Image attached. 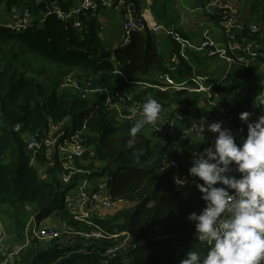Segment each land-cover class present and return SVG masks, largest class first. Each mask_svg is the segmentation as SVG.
<instances>
[{"label": "trees", "instance_id": "obj_1", "mask_svg": "<svg viewBox=\"0 0 264 264\" xmlns=\"http://www.w3.org/2000/svg\"><path fill=\"white\" fill-rule=\"evenodd\" d=\"M53 1L64 10L73 6V0H47L39 6L30 5L31 15L38 17ZM4 4L17 8L24 1L0 0V13ZM100 12L98 8L81 16V30L52 15L42 25L19 32L0 26V203L14 208L15 223L19 216L23 218V229L32 215L28 207H37V220L55 211L65 222L58 227L60 239L46 243L30 240L13 264H180L187 251H206L207 246L194 239L195 226L187 219L192 212L199 214L204 202L194 184L187 181L193 179L188 175L192 156L208 147L207 139L204 144L176 142L181 134L178 128L174 135L167 131L150 139L142 129L134 147L129 148V129L135 122L120 121L103 107L96 110L93 101L74 91H59L64 78L78 69L87 73L93 89H111L117 72L130 83L159 84L145 79L153 69L162 71L155 34L148 30L136 33L128 48L115 51L114 62L101 38ZM260 38L264 40V25ZM41 60L51 68H33V62ZM242 71L244 77L233 78L217 90L220 105L238 117L253 111L261 93L257 70ZM79 81L83 82L82 78ZM258 114L264 113L260 110ZM51 124L69 138L83 130V143L90 149L83 158L88 165H79L81 173L67 184L62 182L63 166L57 153L43 145L32 161L33 151L26 144L29 134L48 136ZM43 170L49 179L43 178ZM104 174H111V200L130 206L121 209L123 204H119L112 208L119 209L113 214L89 217L93 225L76 221L65 203L66 194L82 179ZM232 174L239 176L235 171ZM177 176L186 180L183 187L175 184ZM93 231L104 237L86 238L83 234ZM124 236H128V246L115 258L107 257L106 249L120 245Z\"/></svg>", "mask_w": 264, "mask_h": 264}, {"label": "built area", "instance_id": "obj_2", "mask_svg": "<svg viewBox=\"0 0 264 264\" xmlns=\"http://www.w3.org/2000/svg\"><path fill=\"white\" fill-rule=\"evenodd\" d=\"M24 6L20 13L14 15V21L12 24H3L2 27H8L14 31H21L32 26L42 25L48 16H56L63 21H69L73 23L75 29L81 30L83 28V22L81 16H86L89 11H96L100 8L108 9L116 12L122 16V27L117 42V50H124L128 48L133 41L134 35L144 30L149 31H161L164 27L157 22L149 21L145 11H142L136 0H82L81 5L77 8L71 7L68 10H64L57 1L51 2L47 9L40 13L38 19L31 17L30 5L39 6L47 3V0H23ZM233 0H206L204 7L205 11L210 15H214L220 20L219 26L224 31L226 42L224 45H220L218 40L212 37L211 32L208 30L204 33V39L200 43H195L184 39L180 32L171 31L173 38L177 43V48L172 57L174 63H178L179 58L187 59V51L192 50L194 52H203L207 58H220L230 66L236 65L247 69L254 61L264 62V43H261L260 34L263 31L260 26L255 23L248 24L246 26L240 24L239 12L232 3ZM13 8V7H12ZM16 8V7H15ZM239 31H242L244 35H240ZM263 40V39H262ZM175 70V67H172ZM162 84L151 85L152 88H158L162 91H168L169 89H175L178 93H201L207 97L208 105L218 110L219 114H214L211 117L208 116H188L190 119L189 126L181 129V134L176 142L190 141L191 136L195 134L197 124L203 119L206 123L222 122L223 127L229 128L234 133L236 139L245 136L247 125L240 121L237 114L232 113V109L226 110L223 106L220 107L219 102L216 101L218 94L215 92L217 87H225L227 85L220 86L221 83L230 84L229 70L221 79L216 80L213 75H194L189 80L176 83L169 75L162 76ZM229 81V82H228ZM61 87H72L80 94L84 99L88 98L90 94L96 92V89L92 88L91 80H87L83 83H76L72 76L64 78L60 84ZM262 89L260 96L257 98L256 105H259L260 98L264 97V80L262 82ZM115 97H121V94L116 93ZM112 106V98L108 97L103 108L110 111ZM101 105L96 106V110ZM142 105L135 101L131 111L122 115L123 120L126 122H135L139 118ZM261 107L255 106L251 114L250 120L253 121L255 115L258 114ZM149 127V136L152 139L158 138L162 132V126L158 122L155 125H145ZM84 128V127H83ZM48 136L42 137L40 133L29 134L26 137V144L28 148L36 155L39 152L41 146L48 148L49 152L53 150V153L59 155L61 166H63L62 182L67 184L71 181L72 176L81 173L77 171L73 165L77 159H82L85 154L90 150L84 145L82 138V131L76 133L69 138L65 133L60 131V127L51 124L49 127ZM177 127L170 123L168 131L174 135ZM58 135V136H57ZM204 136L207 139L208 146L214 144L216 134H212L205 130ZM109 183L103 184V189L99 191H89L86 188V184L82 187L79 195L76 199L77 211L75 212L74 219L79 222H87L89 225H93L88 221L91 211L99 210L100 212L105 209H110L115 205L110 198L108 191ZM99 216V215H96ZM30 239H36L41 242L53 241L61 238V234L57 228L53 227H41L36 224L29 226ZM86 238H102L104 237L102 232L93 231L92 233H83ZM128 238V236H126ZM128 240L123 241L116 247H110L106 249L105 255L109 258H115L121 250H124L128 246ZM23 248H18L12 252L8 251L3 253L0 251V264H13Z\"/></svg>", "mask_w": 264, "mask_h": 264}, {"label": "crops", "instance_id": "obj_3", "mask_svg": "<svg viewBox=\"0 0 264 264\" xmlns=\"http://www.w3.org/2000/svg\"><path fill=\"white\" fill-rule=\"evenodd\" d=\"M233 0V5L237 8L239 12V21L240 24L246 26L251 23H255L260 26L263 30L264 20V0ZM139 4L142 11H145L149 21L152 23L153 21L159 23L163 27L168 30H174L180 32L181 36L186 40H191L195 43H200L204 39V33L209 29L212 37H214L220 45H224L226 42L224 31L221 30L219 26L218 18L214 15H210L205 11L204 7L206 5V0H136ZM7 3V0H6ZM25 3V2H24ZM82 0H73L74 8H77L78 5H81ZM181 3L183 5H190L191 7H187L185 9L186 14L179 13L178 16L173 15L172 13H168V6L172 4L174 9L176 10L178 4ZM24 4L21 7H13L8 8L6 4L2 6V11H7L11 13V20L9 22L0 21V26L3 24H12L14 21V15L20 13ZM71 8V7H70ZM154 8V9H153ZM1 11V13H2ZM202 13V14H200ZM31 17H33L31 15ZM34 19H38V17H33ZM99 18L101 21V38L103 44L107 48L109 52H111L113 60H116V45L119 40V35L122 27V16L117 14L114 11L103 9L99 14ZM41 25V24H40ZM39 25V26H40ZM147 31L139 32L145 34ZM239 34L242 36L244 33L239 31ZM158 37L163 39L161 47V42L158 40ZM167 39L171 40V44ZM261 43H264V40L260 39ZM157 50L159 51L162 57L161 68L162 71L153 69L149 73V76L145 78L149 81L158 80L159 84L154 85H163L162 84V76L169 75L176 83H182L189 80L194 75H213L216 80L221 79L229 70V78L232 82L233 78H241L242 76V67L233 65L230 66L225 61L220 58H207L206 54L203 52H194L192 50L187 51V59L179 58L178 63H174L172 61V57L176 52L177 43L175 39L165 32L158 33L156 37ZM167 52L168 54H162V51ZM175 67V70L172 69ZM248 68H254L257 70V75L261 77L260 86L264 80V62L263 61H254ZM75 74L72 76V79L76 83H83L87 80V73L83 69H78L73 71ZM79 78H82V81H79ZM228 81V82H229ZM117 85V86H116ZM227 85L228 83H221L220 86ZM111 89H96V92L89 95L88 99L94 102V105L105 104L108 97L112 98V106L110 107V114L118 119L123 120L122 115L124 113H128L131 111L134 106L135 101L139 104H143L149 97L156 99L161 104V112L159 114L158 123L162 126V132L165 134L168 131L169 124H174L179 130L189 126L190 119L188 116H208L211 117L214 114H219L218 110L212 108L208 105L207 97L205 94L201 93H178L175 89H169L168 91H162L158 88H152L151 84L147 82H135L130 83L127 82V79L119 72L116 73V77L114 80ZM226 87V86H225ZM224 87L215 88V92L217 93L218 89ZM262 89V86H261ZM60 90H71L78 94L72 87H59ZM117 90V91H116ZM153 90V91H152ZM158 90V91H157ZM116 91V93H120L121 97H115L116 93L113 94L111 92ZM150 91L152 93L150 94ZM80 95V94H78ZM260 96V95H259ZM258 96V97H259ZM165 97H169L168 100H165ZM219 97V96H218ZM217 97V99H218ZM264 97L260 98L263 99ZM167 99V98H166ZM216 99V101H217ZM257 100V99H256ZM220 105V103H219ZM221 107V105H220ZM222 108V107H221ZM125 121V120H124ZM131 123V122H130ZM134 123V122H133ZM143 131L147 133L150 131L149 127H144ZM150 137V136H149ZM242 138L236 139V141L242 142ZM150 139H152L150 137ZM30 149V148H29ZM54 152L53 150L50 153ZM35 154L32 153V161L35 159ZM84 158V157H83ZM77 159L74 161L73 165L76 170L79 171V165L87 166L89 162H86L84 159ZM43 178L49 179V175L42 171ZM111 180V174H104L103 176L81 180L79 182V186L77 188L71 190L67 196L65 197V203H67L70 207V211L75 215L77 211V203L76 199L79 195L80 190L86 184V188L89 191H99L103 189L104 183H109ZM124 204L123 202L115 203V205ZM111 208V209H112ZM37 207H28V210L32 213L27 221V225L25 229L24 224L21 226L18 223H15L13 220L8 222V224H2L3 220L0 217V251L3 253H7V250L12 249L14 246L17 248H23V251L30 244V233L29 226L31 224H36L41 227H53L57 228L62 226L65 222L59 220L56 216L55 211L51 214L42 218L40 220L36 219L35 210ZM111 209H105L100 212L99 210L91 211L90 216L96 215H105L106 210L110 211ZM2 213V210H0ZM98 216V217H100ZM91 218V217H90ZM89 218V219H90ZM88 219V220H89ZM5 227V228H4ZM125 240L129 239L124 236ZM124 240V241H125ZM49 242V241H46ZM43 242V243H46ZM88 244L85 245V247ZM84 247V248H85ZM15 248V247H14Z\"/></svg>", "mask_w": 264, "mask_h": 264}, {"label": "clouds", "instance_id": "obj_4", "mask_svg": "<svg viewBox=\"0 0 264 264\" xmlns=\"http://www.w3.org/2000/svg\"><path fill=\"white\" fill-rule=\"evenodd\" d=\"M256 106L264 113V103ZM160 112L161 104L154 98L142 104L129 129V148L145 125L156 124ZM250 116L249 112L239 115L247 125L240 144L222 122L209 124L203 119L189 137L190 143L204 144L205 130L216 134L214 144L192 156L188 175L193 179L187 181L204 202L199 214L192 212L187 219L195 226L194 239L207 248L204 254L187 251L180 264H264V114L254 121ZM174 181L180 187L186 182L179 176Z\"/></svg>", "mask_w": 264, "mask_h": 264}, {"label": "rangeland", "instance_id": "obj_5", "mask_svg": "<svg viewBox=\"0 0 264 264\" xmlns=\"http://www.w3.org/2000/svg\"><path fill=\"white\" fill-rule=\"evenodd\" d=\"M259 1H260V0H257L256 2H259ZM187 7H191V6H190V5H183V4L179 3L178 6H177V8H176V10H175V9H174V6H173L172 4H169L167 10H168V13H172L173 15L178 16L179 13H184V14H186L185 9H186ZM153 9H154V8H153ZM200 14H202V13H200ZM11 19H12V18H11V13H9V12H7V11H2V13H0V21H1V22H2V21H4V22H9ZM217 22H220V20H218ZM158 24H159V23H158ZM171 31H174V30H172V29H171V30H168V29H166V28L164 27L163 29H161V31H158V32L151 31V32H153V33L155 34L156 37H157L158 33L161 34V32H165V33H167V35L173 37ZM158 40L161 42V47H162V46H163L162 44H164V43H162L163 39H162L161 37H158ZM167 40H168V42L171 44V40H170V39H167ZM163 42H164V41H163ZM161 51H162V49H161ZM162 54L166 55V54H168V53L162 51ZM27 55L29 56V58H31V59L33 58V56L30 55V53H27ZM33 63H34L33 68H35V69H40L41 67H46V68H48V69L51 68V66H50L48 63H46V62H44V61H42V60H41V61H35V62H33ZM116 86H117V85H116ZM152 91H153V90H152ZM100 105H101V107H103L102 104H100ZM97 106H98V105H97ZM258 115H259V114H258ZM66 195H67V194H66ZM62 199H63V197L61 196L60 199H59V202L62 201ZM0 201H2V197H1V196H0ZM128 206H130V204H129L128 202H124V204H123L120 208L122 209V208H125V207H128ZM27 209H28V208H27ZM0 210H2V213H0V217H1V219L3 220L2 224H8V222H11L12 220L14 221V217H13L14 208L11 207L8 203H7V204L0 203ZM113 210H114V209H112V210H110V211H107L106 214L109 215V214H113V213L119 211V209H117V210H115V211H113ZM18 218H19V220H20V221L18 222L19 225H20L21 222H22V219H23V218H21L20 216H19ZM4 228H5V227H4ZM14 247H15V248H14ZM14 247H13L12 249H10V250H7V251L12 252V251L18 249L16 246H14Z\"/></svg>", "mask_w": 264, "mask_h": 264}]
</instances>
